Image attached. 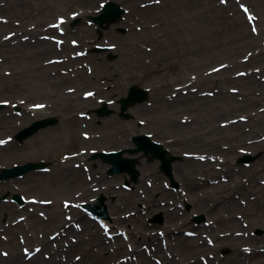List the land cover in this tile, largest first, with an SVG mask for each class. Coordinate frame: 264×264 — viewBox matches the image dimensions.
<instances>
[{"label":"rangeland","instance_id":"obj_1","mask_svg":"<svg viewBox=\"0 0 264 264\" xmlns=\"http://www.w3.org/2000/svg\"><path fill=\"white\" fill-rule=\"evenodd\" d=\"M55 1L25 20L0 0V172L46 164L0 181V259L33 256L1 264H264V0ZM107 2L126 12L99 33L92 18ZM37 37L39 61L11 62L7 46ZM133 85L149 100L122 113ZM104 103L113 113L99 117ZM12 104L46 107L17 116ZM46 118L56 125L14 139ZM141 135L178 158L172 179L142 154L137 181L91 159ZM100 199L108 229L82 209Z\"/></svg>","mask_w":264,"mask_h":264},{"label":"water","instance_id":"obj_2","mask_svg":"<svg viewBox=\"0 0 264 264\" xmlns=\"http://www.w3.org/2000/svg\"><path fill=\"white\" fill-rule=\"evenodd\" d=\"M124 13L125 11L120 5L114 2H109L105 5L103 12L93 20L100 27V29L105 30L108 29L112 24L117 23ZM148 98L149 93L147 90L140 89L137 86H132L129 90L128 97L121 99L120 104L122 105V110L126 111L130 106L143 103L147 101ZM0 107H2V105H0ZM96 113L99 116H108L113 112L108 110L106 104H104L102 109L96 110ZM52 123H54L52 120L37 123L31 129H28L24 133L20 134V136H18V140L22 141L28 137V135H31L38 129ZM133 141L136 144L137 149L130 151V154L135 155L140 152H144L145 157H148L149 161L160 160L161 171L172 179V164L178 160L177 157H168L169 152L164 150L160 144L152 142L148 136H138L133 138ZM123 154L124 152H114L108 154L102 153L96 155L95 157H100L107 163L113 165L110 170L111 174L128 173L132 176V179L136 181L139 175L138 171L136 170V165L139 164V160L124 158ZM244 161H249V158H245ZM40 167H43V165L36 166L28 164L26 166L15 167L12 170H4L0 175V180L18 177ZM15 199L20 201L18 196H16ZM88 208L91 212L99 215L100 217H107L106 210L103 206V200H101L99 205L89 206Z\"/></svg>","mask_w":264,"mask_h":264},{"label":"bare ground","instance_id":"obj_3","mask_svg":"<svg viewBox=\"0 0 264 264\" xmlns=\"http://www.w3.org/2000/svg\"><path fill=\"white\" fill-rule=\"evenodd\" d=\"M16 1H18L17 2V4L15 5L16 7H17V11H19V12H23V16L25 17V20L28 18H32L31 16H33V12L34 11H40L42 8H47L49 5H47L46 4V6L45 5H43L42 4V0H26L27 2L26 3H23V1L24 0H22V3H21V0H16ZM75 1H79V0H57V3H56V1H55V4L53 5V6H57V7H61V5H62V2H63V4H64V8L63 9H66L68 6H73V3L75 2ZM80 1H82V5H88L89 4V1L90 0H80ZM79 1V2H80ZM91 1H93V0H91ZM197 1H200V0H197ZM198 6V5H197ZM197 6H195V5H192V3L189 1V3L187 4V11H188V13L190 14V13H198V11H197ZM83 9H86V8H83ZM201 16V15H200ZM37 28H40V26H38ZM39 32V31H38ZM31 35V34H30ZM35 35H37V33L35 34ZM42 41L41 40H39L38 39V37H37V39H36V41H35V43L33 44L32 42H21V44H19L20 46H17L16 47V49H17V51H15V52H13L12 50H14L15 48H11V45H10V47L9 46H7V48H8V54H9V57H12L13 58V60H11V62H16V60L17 59H21V58H23V59H25V58H29L28 59V61L30 62V64H33V61L35 60L36 62L37 61H39V57L41 56V45H42V43H41ZM10 61V60H9ZM36 71H38L37 69H36ZM31 72V71H30ZM45 80L46 81H48V82H50V80L48 79V78H46L45 77ZM194 104V103H193ZM192 106V105H191ZM195 107H197V106H195ZM229 110V109H228ZM264 115V114H263ZM9 119H11V118H8L7 120H4V125H7L9 122L10 123H12V120H10L9 121ZM3 126V125H2ZM181 128L182 127H180L179 128V131L178 132H180L181 131ZM43 141H44V139H43ZM170 145H172V146H174V147H177V143H175V144H173V143H171ZM75 173V172H74ZM78 174H81L80 172H78ZM144 174H146V175H148V176H150L151 177V173H148V172H145ZM75 178H77L76 179V182H79L81 179H82V177H81V175H79V177H75ZM148 180H149V178H148ZM188 184V186H189V183H187ZM125 201L126 199H122L121 197H120V201ZM233 203V205H235L236 204V202L234 201V202H232ZM116 207L117 206H115V207H112L111 209L113 210V212L115 211V209H116ZM232 207V205H230V208ZM168 212V211H167ZM103 224H104V227H105V229H108V224L106 223V222H102ZM165 230H166V227L164 228ZM167 231L168 232H171L172 231V229H167ZM173 232V231H172ZM180 240L181 241H183V242H187L188 241V239L186 238V237H181L180 238ZM157 242H159V239H158V241ZM0 243H1V241H0ZM91 243H93V242H91ZM188 245H189V243H185L184 245H182V246H184L183 248L185 249V247H188ZM47 246V249H48V245H46ZM35 249V248H34ZM34 249L32 250V251H34ZM41 251V250H40ZM40 251L37 253V255L40 253ZM56 252V251H55ZM54 252V253H55ZM26 254V257H28L29 258V260H31L32 258H33V256L32 255H30V254H28V253H26V252H22V255L23 254ZM57 253V252H56ZM55 253V254H56ZM22 255L19 253V251L18 252H13V254L12 255H10V259H6V260H4V259H0V264L1 263H4V262H11V260L12 259H15V260H17V261H19L20 262V260H21V257H22ZM40 255V254H39ZM38 255V256H39ZM58 255V254H57ZM26 257L24 256V258H25V260H26ZM39 258V257H38ZM37 258V259H38ZM99 258H100V260H99V262H101V264H104L103 263V260H104V257H100L99 256ZM98 262V263H99ZM97 263V264H98ZM39 264H57V261L56 262H52V261H46V260H40L39 261Z\"/></svg>","mask_w":264,"mask_h":264},{"label":"flooded vegetation","instance_id":"obj_4","mask_svg":"<svg viewBox=\"0 0 264 264\" xmlns=\"http://www.w3.org/2000/svg\"><path fill=\"white\" fill-rule=\"evenodd\" d=\"M35 106H32L31 108H39V107H41V105L40 104H38V105H36V104H34ZM19 106V105H18ZM29 108V107H28ZM25 109H27V108H25ZM19 113H20V116H22V115H28V113H22V112H20L19 111Z\"/></svg>","mask_w":264,"mask_h":264},{"label":"snow or ice","instance_id":"obj_5","mask_svg":"<svg viewBox=\"0 0 264 264\" xmlns=\"http://www.w3.org/2000/svg\"><path fill=\"white\" fill-rule=\"evenodd\" d=\"M157 2H159V0H157ZM253 30H255V29H253ZM87 95H92V93H88ZM3 143H5V141H0V144H3Z\"/></svg>","mask_w":264,"mask_h":264}]
</instances>
